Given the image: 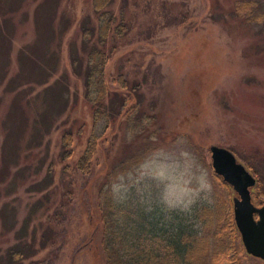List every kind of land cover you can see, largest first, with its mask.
<instances>
[{
  "label": "rangeland",
  "instance_id": "1",
  "mask_svg": "<svg viewBox=\"0 0 264 264\" xmlns=\"http://www.w3.org/2000/svg\"><path fill=\"white\" fill-rule=\"evenodd\" d=\"M111 7L112 28H125L107 38L110 95L96 120L71 51L74 43L86 54L82 24L98 22L92 0H0V264H113L123 248L171 264L162 232L181 224L194 240L208 233L203 211L233 215L236 194L214 177L212 145L257 170L252 200L264 205V0ZM98 32L87 34L88 48ZM35 64L52 74L47 84L67 86L62 97L43 101ZM113 94L124 100L119 114ZM89 139L99 147L84 173L77 165ZM238 246L245 250L241 236ZM241 258L264 264L246 250Z\"/></svg>",
  "mask_w": 264,
  "mask_h": 264
},
{
  "label": "trees",
  "instance_id": "2",
  "mask_svg": "<svg viewBox=\"0 0 264 264\" xmlns=\"http://www.w3.org/2000/svg\"><path fill=\"white\" fill-rule=\"evenodd\" d=\"M114 0H92V6L94 7V12L96 17L98 18V22L95 25H91V20H84L82 24L83 29V38L85 40L83 44V51H85L84 57H79L76 54V47L73 46L72 48V62L74 63V73H76L85 83V98H87L91 104L94 105L95 111V119L98 120L104 115L102 114V106L104 105V101L110 95L109 88L107 87L106 82V65L108 63V59L110 57V52L105 48L107 38L111 34V30L122 31L125 28V24L121 21L117 24L114 29L112 28L113 23L116 19V16L112 9V3ZM97 29L98 41L94 44L90 45L88 48V43L91 40L87 39L88 33L91 30ZM49 31V30H48ZM52 32L49 31V36H51ZM40 49H47V45L49 42L47 40H40ZM88 48V49H87ZM45 52H38L40 56L41 62L47 64L46 53ZM22 60H25V56H21ZM27 60V59H26ZM25 60V62H26ZM85 65V67H84ZM35 67L38 66L39 74L37 79V84L41 87H44L43 91L41 92L43 101H47L49 96L57 99L59 96H63L64 89L67 92V86L64 85L63 87H59V84L56 86L47 84L50 76L48 71H46L43 67H40L39 64H35ZM119 81L123 85V89L128 90L127 82L119 77ZM60 92V93H59ZM114 99H116L119 104V108H117L116 113H120V107H123V99L119 96V94H113ZM51 97V102H52ZM51 104V103H50ZM50 104L47 106L50 107ZM47 121L46 115H44V119L42 123ZM47 123V122H46ZM38 130V128H37ZM35 136V135H34ZM63 148L64 151L62 153V158L68 160L71 157V145H73V137L72 132H66L63 136ZM97 140V139H96ZM96 140L89 139L87 145L85 146V150L83 155L80 157L78 162L77 168L82 170L84 173L89 171V165L94 158V154L98 150V142ZM257 171V170H256ZM254 171L253 173L256 175L257 172ZM214 173V172H213ZM214 177L217 180H220L221 184H223L228 190L229 187L227 184L223 182V180L214 173ZM262 179V178H261ZM258 185L255 188L261 187L260 179L257 180ZM254 189V188H253ZM260 190V189H259ZM252 192V191H251ZM262 193L264 195V191L262 188ZM105 205L109 208L111 199L106 197L105 198ZM102 210L105 211V208ZM216 212V211H215ZM120 214L124 213V215L120 216L117 220L125 221L126 220V211L122 210L119 212ZM202 215L203 220L205 221L206 231L208 232L206 235H202L200 238L190 239V236L186 233V228L179 224L177 228L173 232H162L160 236H163L161 239L167 246V253L171 264H220L222 260L228 261L230 264H243L241 255L244 253V248L238 246V241L240 240V236L238 233L237 226H235L234 222V215L230 210H225L223 208H218L217 213L214 214L212 209H207L200 213ZM103 218H108L103 216ZM128 224V220H126V225ZM124 226V224H123ZM125 229V227H124ZM159 236V234L157 235ZM159 236V237H160ZM121 244V242H120ZM164 244V245H165ZM126 253L119 255L113 264H147L148 260L145 258L149 256L140 255L138 252L136 255H133L127 252V249L123 248ZM20 253V251H18ZM18 252L16 254L18 255ZM107 253V252H106ZM108 254V253H107ZM109 255V254H108ZM246 255V254H245Z\"/></svg>",
  "mask_w": 264,
  "mask_h": 264
},
{
  "label": "water",
  "instance_id": "3",
  "mask_svg": "<svg viewBox=\"0 0 264 264\" xmlns=\"http://www.w3.org/2000/svg\"><path fill=\"white\" fill-rule=\"evenodd\" d=\"M209 152L214 173L236 194L233 215L243 247L248 255L264 261V205L252 202L251 189L257 185L254 174L229 149L212 145Z\"/></svg>",
  "mask_w": 264,
  "mask_h": 264
},
{
  "label": "bare ground",
  "instance_id": "4",
  "mask_svg": "<svg viewBox=\"0 0 264 264\" xmlns=\"http://www.w3.org/2000/svg\"><path fill=\"white\" fill-rule=\"evenodd\" d=\"M116 171H117V170H116ZM251 172H252V171H251ZM253 172H254V171H253ZM253 172H252V173H253ZM256 176H257V175H256ZM255 178H257V177H255ZM257 180H258V179H257ZM257 182H258V181H257ZM257 185H258V184H257ZM252 192H253V191H252ZM129 230H130V229H129Z\"/></svg>",
  "mask_w": 264,
  "mask_h": 264
}]
</instances>
